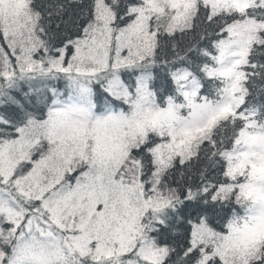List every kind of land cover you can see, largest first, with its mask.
I'll use <instances>...</instances> for the list:
<instances>
[{"label": "snow or ice", "instance_id": "obj_1", "mask_svg": "<svg viewBox=\"0 0 264 264\" xmlns=\"http://www.w3.org/2000/svg\"><path fill=\"white\" fill-rule=\"evenodd\" d=\"M0 264H264V0H0Z\"/></svg>", "mask_w": 264, "mask_h": 264}]
</instances>
